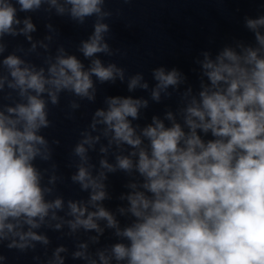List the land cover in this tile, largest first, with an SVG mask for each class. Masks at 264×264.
Masks as SVG:
<instances>
[{
    "label": "clouds",
    "instance_id": "clouds-1",
    "mask_svg": "<svg viewBox=\"0 0 264 264\" xmlns=\"http://www.w3.org/2000/svg\"><path fill=\"white\" fill-rule=\"evenodd\" d=\"M105 2L0 0V39L23 34L31 41L30 33L36 27L30 17L21 20L19 13L35 12L42 4L80 24L96 17L92 35L79 46L84 58L91 61L88 68L63 47L54 62L51 58L45 61L46 69H37L15 54L2 61L11 79L0 75V91L7 84L24 101L0 110V242L10 240L9 249L35 248L33 242L47 245L48 238L33 229L40 228L48 217L60 219L56 213L64 207L62 198L45 199L52 189L41 186L43 177L34 164L37 158L47 162L52 155L48 141L38 134L50 126L44 95L54 106L64 91L93 101V77L101 84L125 79L123 68L115 63L105 66L95 58L100 53L114 54L105 42L110 28L102 21L112 16L103 10ZM245 26L254 33L256 46H225L215 58L202 53L203 59L197 61L200 90L193 95L189 87L182 94L181 121L167 111L163 120L153 116L138 133L139 125L133 126L132 121L140 118L148 100L131 96L107 97V108L95 111L92 130L104 125L109 145H127L133 151L117 155L114 165L101 159L102 170L93 176L87 152L100 137L81 134L83 139L74 148L80 163L71 179L91 192L87 204L68 202V215L73 217L68 226L72 232L83 228L103 234L98 221H105L120 242L97 250L95 258L88 254V245L81 243L74 259L88 264H111L112 260L117 264H264V16L245 18ZM4 50L0 44V53ZM152 76L156 84L151 99L155 102H160L162 93L170 97L168 89H178L186 81L176 68L158 67ZM142 81L140 73L131 76L128 90H147L148 83ZM70 107L76 109L79 104L72 101ZM100 151L106 153L107 148ZM104 170L129 175L135 171L141 178L127 184L130 191L120 197L127 201V208L117 211L132 218L123 228L100 203L108 198ZM55 180L53 175L49 183ZM88 205L95 211H89ZM61 226L56 223L54 227ZM91 240L97 243L98 237ZM65 251L58 247L49 264H64L60 253ZM5 259L0 256V261Z\"/></svg>",
    "mask_w": 264,
    "mask_h": 264
}]
</instances>
